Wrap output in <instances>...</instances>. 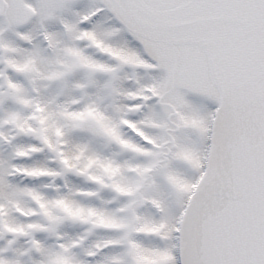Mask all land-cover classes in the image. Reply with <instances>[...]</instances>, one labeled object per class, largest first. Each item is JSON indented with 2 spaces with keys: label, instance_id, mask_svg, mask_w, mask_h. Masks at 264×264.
<instances>
[{
  "label": "snow or ice",
  "instance_id": "1",
  "mask_svg": "<svg viewBox=\"0 0 264 264\" xmlns=\"http://www.w3.org/2000/svg\"><path fill=\"white\" fill-rule=\"evenodd\" d=\"M0 264H264V0H0Z\"/></svg>",
  "mask_w": 264,
  "mask_h": 264
}]
</instances>
